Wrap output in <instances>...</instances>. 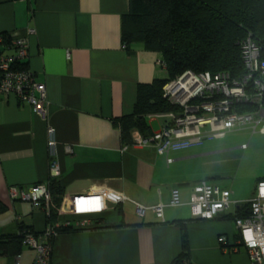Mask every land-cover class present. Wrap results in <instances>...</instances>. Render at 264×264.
<instances>
[{
  "label": "crops",
  "instance_id": "0c3cea01",
  "mask_svg": "<svg viewBox=\"0 0 264 264\" xmlns=\"http://www.w3.org/2000/svg\"><path fill=\"white\" fill-rule=\"evenodd\" d=\"M128 7L129 0H0V32L26 40L28 56L22 63L44 86L46 111L40 116L27 102L0 95V235H17L21 226L44 231L48 209L13 200L9 190L46 183L55 161L63 195L54 225L77 226L86 219L89 226L57 233L50 264H175L184 234L189 256L179 264H251L234 218L245 213L264 180V132L235 129L223 139L241 135L247 143L227 148L205 142L167 156L123 144L116 120L133 112L137 86L167 76L160 53L139 42L128 48L122 44ZM148 123L152 133L162 121ZM235 149L243 151L238 168L245 164L248 174L223 178L211 163ZM202 182L231 192L228 212L211 220L192 215L188 201ZM99 189L116 190L127 199L99 215L64 212L62 203L71 195ZM173 190L180 201L175 207L168 206ZM159 204L164 205L162 218L150 209L143 217L136 214L137 205ZM96 219L100 222L93 226ZM33 257L23 245L18 256L0 255V264H32Z\"/></svg>",
  "mask_w": 264,
  "mask_h": 264
},
{
  "label": "built area",
  "instance_id": "2783aa9c",
  "mask_svg": "<svg viewBox=\"0 0 264 264\" xmlns=\"http://www.w3.org/2000/svg\"><path fill=\"white\" fill-rule=\"evenodd\" d=\"M0 32V95H13L20 102H27L40 116H45L44 86L36 81L29 69H15L17 63L28 56L25 39H10ZM8 39V38H7ZM240 56L245 73L233 78L229 72L221 71L215 75L186 71L163 87V96L178 112L153 115L162 121L158 131L144 136L133 133V146L152 148L159 155L188 150L203 145L206 141L223 138L235 129L250 128L252 132H264V60L262 48L251 37L238 41ZM4 47L13 50L4 52ZM160 65L164 66L162 62ZM243 107L250 110L243 111ZM49 144L53 145V130L48 129ZM245 148V146H242ZM171 162V159H167ZM59 165H50V177H57ZM13 200L26 201L33 208L42 204L48 209L50 193L46 183H37L27 190L10 187ZM231 192L219 186L202 182L193 187L188 205L192 215L205 220L216 218L230 210ZM123 193L112 189H99L87 194L69 197L62 205L64 212L71 216L83 217L99 215L126 201ZM98 202V203H97ZM179 195L171 192L168 206H179ZM245 213L234 218L239 234V243L246 250L251 264H264V180L256 185L255 196L247 203ZM61 206V210L63 207ZM164 205L146 208L136 206V214L143 217L150 209L157 218L163 217ZM78 227L89 226V221L81 219ZM55 225H46L39 236L26 232L23 245L34 251L32 264H50L52 239L57 234ZM224 244L225 238H218Z\"/></svg>",
  "mask_w": 264,
  "mask_h": 264
},
{
  "label": "trees",
  "instance_id": "16d2710c",
  "mask_svg": "<svg viewBox=\"0 0 264 264\" xmlns=\"http://www.w3.org/2000/svg\"><path fill=\"white\" fill-rule=\"evenodd\" d=\"M2 34L7 44L10 39ZM248 36L262 48L264 60V0H129L128 12L122 17V44L128 48L139 42L146 50L160 53L167 76L137 86L133 112L116 120L123 144H132L134 130L144 136L151 134L150 116L179 111L164 98L163 87L184 72L213 76L225 71L233 78L241 77L245 70L238 41ZM15 69L28 68L19 62ZM241 110L247 111L250 107ZM47 185L50 203L46 225L53 226L63 189L57 177H50ZM99 222L96 219L93 226ZM80 229L83 228L69 225L57 228L56 232L70 233ZM26 232L36 237L40 235L26 226H21L17 235H0V255L18 256ZM188 256L184 234L182 252L174 263H182Z\"/></svg>",
  "mask_w": 264,
  "mask_h": 264
},
{
  "label": "rangeland",
  "instance_id": "374dc122",
  "mask_svg": "<svg viewBox=\"0 0 264 264\" xmlns=\"http://www.w3.org/2000/svg\"><path fill=\"white\" fill-rule=\"evenodd\" d=\"M153 127H155V124L153 123ZM238 135L237 138H230L226 139H214L211 141L210 145L217 146L218 144H224L226 143L227 148L232 147H238L241 145L242 141L243 143H247L248 139H241ZM209 144V143H208ZM213 146V147H214ZM243 155V151L241 149H235L230 152L221 153L218 156L214 157V161L211 163V167L215 168V170H221L222 174L221 177L223 178H245L248 174L247 169L245 167V164H243L241 167L238 168L240 165L241 156ZM238 168V169H237Z\"/></svg>",
  "mask_w": 264,
  "mask_h": 264
},
{
  "label": "snow or ice",
  "instance_id": "6c2138e0",
  "mask_svg": "<svg viewBox=\"0 0 264 264\" xmlns=\"http://www.w3.org/2000/svg\"><path fill=\"white\" fill-rule=\"evenodd\" d=\"M98 203V202H97Z\"/></svg>",
  "mask_w": 264,
  "mask_h": 264
}]
</instances>
